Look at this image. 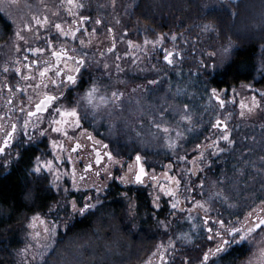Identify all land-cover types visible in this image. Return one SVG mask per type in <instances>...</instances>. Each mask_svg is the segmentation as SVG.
<instances>
[{
  "label": "rangeland",
  "instance_id": "obj_1",
  "mask_svg": "<svg viewBox=\"0 0 264 264\" xmlns=\"http://www.w3.org/2000/svg\"><path fill=\"white\" fill-rule=\"evenodd\" d=\"M134 3V0H0V14L11 25L9 35L0 41L1 106L11 97L8 86L14 88L12 91L24 108L48 90L40 84V69L36 71L34 81L26 79L30 72L25 68L24 56H34L59 39L69 49L76 48L84 55V68L95 72L92 73L94 77L79 89L80 122L83 117L87 121L89 118L96 120L93 123L97 126L104 118L112 116L124 120V114L128 116L132 113H139L144 119L152 118L144 120L139 136L127 132V145L121 148L123 151L118 148V151L113 150V159L105 157L92 171L81 164V150L70 149L74 139L88 144L87 134L91 133L80 125L78 134L72 135L75 117H61L54 108L45 118L46 127H39L40 117L34 121L37 129L33 134L24 131L22 146H33L36 150L28 172L32 177L45 179L55 197L43 211H34L23 218L21 245L12 251L13 263L45 262L60 233L66 230L73 218L82 215L78 209L86 203L95 207L99 205L108 184L118 181L121 186L127 187L122 195L127 202L129 217L134 216L136 208L134 194L127 193L130 186L146 191L154 211L166 207L165 217L154 220L157 239L139 264H171L186 256L182 243L191 247L194 241L199 242L204 236L207 238V242H202L206 245L205 250L201 258L192 264H220L219 257L233 246L243 244L248 253L239 260V264H264V226L255 229L243 241L236 236L239 242L230 243L226 251L210 256L208 261L203 259L205 252L214 250L220 243L221 238L215 236L217 231L224 239H231L236 234L230 229L244 223L239 228L244 234L247 228L258 223L259 218H264V144L249 145L241 169L243 177L251 174V179L244 180V184L253 188L252 194L259 196L261 201L249 206L254 196L242 200L240 209L247 207V210L237 220L224 221L220 216L223 208L220 207L229 209L231 214L236 212L239 182L233 179L231 190H225L229 192L225 194L217 191L218 182L215 176L209 174L213 159L235 152L240 158L237 151L242 147L239 142L241 134H248L253 140L255 132H264V89L250 82H240L229 88L213 87L204 94L189 73L192 66L197 69L200 66L203 73H213L228 59L234 46L248 40L258 44V62L264 65V0H191V4L188 0H146L143 9L139 10H144L148 18L143 16L146 20L139 21L140 16H135L131 21L129 12ZM222 3L223 7L220 6ZM172 5L176 13L174 18L169 17L170 10L167 9ZM215 6L217 11L214 14L211 12ZM92 12L90 22H80L81 15ZM98 18H101V23H98ZM193 27L198 30L193 31ZM210 35H215L212 43L208 39ZM225 49L228 51L225 52ZM170 51H174L172 63L163 59ZM180 67H189L187 80H180L178 76L174 81H166L165 90H160L163 74L170 76L171 71ZM131 72L137 74L141 81L155 76L159 82L154 87H147L146 95H140L150 99L140 101L139 98L138 104L131 105V100L127 98L122 109L117 110L115 104L121 105L123 101L113 103L111 91L121 85L123 87L127 81L124 77ZM93 88L95 91L89 97L88 93ZM212 89H216L225 101L223 107L212 98ZM139 92L145 93V90L139 88ZM58 103L57 108L71 110ZM2 113H8L9 118L8 107L1 108L0 116ZM216 119L224 120L227 128H220L221 123L214 127ZM55 120L66 123L58 125ZM200 126L207 127L202 138L199 137L202 132ZM55 127H61L62 131H53ZM111 134L108 137L115 133ZM225 134L228 140L222 139ZM170 144L173 146L170 147ZM255 148L261 151V158L257 159ZM18 153V149L7 150L0 159V172L9 170L19 158ZM137 155L141 157L147 173L143 183L134 180ZM36 157H40L42 164L51 161V170L42 168L41 172L33 173L31 170L36 166ZM130 165L132 172H129ZM254 173L260 181L258 191L254 188ZM153 176L155 179H152ZM118 177H127L129 182H122ZM168 190L174 195L166 194ZM173 204H176L175 208ZM33 217L36 219L33 220ZM219 220L223 221V225ZM209 236L214 238L209 240ZM185 261L189 263L188 258Z\"/></svg>",
  "mask_w": 264,
  "mask_h": 264
},
{
  "label": "trees",
  "instance_id": "obj_2",
  "mask_svg": "<svg viewBox=\"0 0 264 264\" xmlns=\"http://www.w3.org/2000/svg\"><path fill=\"white\" fill-rule=\"evenodd\" d=\"M189 2L191 4V0H188V4ZM220 6L223 7V3ZM199 7L201 9V6ZM167 9L170 10L169 17L174 18L176 13L173 9L175 7L172 5ZM216 11L217 6L212 7L211 13L215 14ZM144 14L145 18L148 17L146 13ZM213 24H215L214 20ZM194 28L193 31L198 30ZM10 30V23L0 14V41L9 35ZM194 36L197 38L196 34ZM208 39L212 43V40L215 41V35L208 36ZM258 51V44L253 40H248L234 46L228 59L213 73H203L200 71L203 69L200 66L199 69L192 66L193 69L191 68L189 72L191 79H194L196 85L199 84L204 94H207L208 89L213 87L229 88L240 82H250L264 89V65L258 62ZM187 68L189 69V67L175 69L167 77L163 74L164 80L160 81V90H165L166 81H174L178 76L180 80H187ZM198 72L203 74H198ZM239 142L242 147L237 152L241 159L238 158L236 152L233 155L228 153L222 158H215L209 172L218 182V192L228 194L229 192L225 190H231V181L235 179L239 182L236 212L231 214L229 209L220 207L223 208L220 216L226 222H233L245 213L247 207L240 209L242 207L240 202L246 200L248 196L255 197L249 202V206L261 201L259 196L252 194L253 188L244 184V180L251 179V174L243 177L241 169L243 168V156L248 153L249 145L264 144V132L261 134L258 131L255 132L253 140L250 135L241 134ZM255 153L257 159L261 158L262 153L259 149L255 148ZM35 155V148L23 149L9 170L0 172V264H14L12 251L21 245V223L25 215L34 211H43L55 197L45 179L32 177L28 172ZM256 175V173L253 174V179L256 181L254 188L258 191L260 181ZM126 188L118 181L110 182L103 201L94 209L73 218L66 230L60 233L54 249L42 264H139L157 239L154 224L157 219L165 217L166 207L154 211L149 204L146 191L143 188L130 186L127 193L134 194L136 203L134 216L131 218L127 215V202L122 195ZM246 193L247 196H245ZM203 241L207 242L205 236L199 242L194 241L191 247L182 243L181 246L186 250L185 257L188 258L189 263L185 261V257H182L171 264H192L200 259L206 247ZM247 253L248 248L244 244L233 246L219 257L220 264H239V260Z\"/></svg>",
  "mask_w": 264,
  "mask_h": 264
},
{
  "label": "flooded vegetation",
  "instance_id": "obj_3",
  "mask_svg": "<svg viewBox=\"0 0 264 264\" xmlns=\"http://www.w3.org/2000/svg\"><path fill=\"white\" fill-rule=\"evenodd\" d=\"M135 3L130 7V16L129 19H132L136 16H140L138 19L140 20H146L143 18L144 16V10H139L140 8L143 9L144 1L143 0H134ZM92 13H85L80 16V22H90L92 20ZM148 18V17H147ZM156 19V17H154ZM98 23H101V18L97 19ZM127 21V18H126ZM155 22V21H154ZM131 23V22H130ZM174 54V51H172ZM54 53H58L59 55H54ZM30 54L24 56V64L25 68L30 72L26 75L27 80L34 81L36 76V71L40 69V84H44L48 90L43 92V94L38 98L37 101L33 102L29 105V107L24 108V105L22 102H19V99L16 94L12 90L14 88L9 87L8 89H11V97H9L8 102L4 105H0V109L8 107L10 116L8 118V113L5 115L4 113L0 116V148H3V151L0 152V159L2 156H4L7 152V150L13 148L18 149L19 155L20 152L23 149L26 148H34L33 146H22V143H24L25 135L24 131L27 130V133H32L37 129L36 123L34 121L38 120V118H42L39 124V127H46L47 126V120L45 119L49 113H52V110L54 108H57V102L59 101V105L65 104L68 109H75L78 117L80 116V110H79V89L80 86L84 87L85 84H87L88 80L93 78L94 76L92 73H95L94 70L91 68H84L85 64V57L84 55L80 54L79 51L76 48L69 49L67 46H65L61 40L56 39V41L49 47L48 45L45 46L40 52H38L36 55ZM165 56V55H164ZM173 56V55H172ZM179 57V54L177 55ZM172 58V57H171ZM76 68H79V71H75ZM44 73L43 76H41V73ZM69 75H73L76 77V83L71 84L68 82L67 77ZM127 79L126 82L123 83V87L121 85L120 88L114 89L111 91L110 99L113 103H115L117 100H122L121 105L115 104L114 108L117 110L122 109V105L125 104V100L129 98L131 100V105L138 104L139 98L140 101L142 99H150L149 96L146 95V88L147 87H154V85L157 83V78L155 76H152L150 79H147L145 81L139 80V76L135 73H128L127 77H124ZM14 79V78H13ZM56 81L55 84L52 83V81ZM16 83H19L18 80H16ZM129 81V82H128ZM124 85H126L124 87ZM20 85H17V90H19ZM139 88H143L145 90L144 92H139ZM47 93L48 95H55L59 97L57 101H54L51 106H49V109L42 113H37L36 116L29 117L28 112L35 110V104L39 102L40 99L43 98L44 94ZM141 94H144L140 97ZM15 99V101H14ZM224 101V100H223ZM225 102V101H224ZM219 103V102H218ZM220 104V103H219ZM221 106V104H220ZM224 106V104H223ZM221 106V107H223ZM139 113H132L127 116V114H124V120H117L116 118L107 117L104 118V120L95 126L93 121L96 120H90L87 121L84 117H79V126L86 128V130H89L91 133L87 134L88 138V144L85 142H81L78 139H74L72 141V145L70 146V149L72 151L81 150L83 158L81 159V164L85 166L86 169L92 171L95 166H99V164L103 161L105 157H107L106 153L111 152L113 150L124 149L126 147V136L127 132L130 135L139 136V128L141 126H144V120L150 118H142L139 116ZM116 116V115H115ZM158 116L160 114L158 113ZM74 119V118H73ZM76 119V118H75ZM152 120V118H150ZM28 121L27 125H25V121ZM215 122V121H214ZM96 123V122H95ZM16 126V132L13 134L12 139L9 141L7 145L4 144V140L7 138L6 133L10 132L12 130V125ZM222 124V123H221ZM79 126H74L73 129L71 128L72 135H77L79 132ZM206 127V126H205ZM200 128L202 129V132L200 133L199 137L202 138L204 134L206 133L207 128ZM227 127V125H226ZM198 129V128H197ZM94 132V135L92 134ZM110 133V134H107ZM111 133H115L114 136L108 137L112 135ZM89 136L92 137V139H89ZM95 136V137H94ZM96 138V139H95ZM199 139V138H198ZM96 141H99L100 143H96ZM80 145L77 147V145ZM104 145H107V148H104ZM122 148V149H121ZM97 152H99L100 156L103 157L101 159V162L99 164L96 163L97 160ZM136 160V157H135ZM141 164H143L142 161H140ZM14 164V162L12 163ZM11 164V165H12ZM91 164V168H88L87 166ZM137 164V163H136ZM144 169H145V165ZM144 178V177H143ZM261 209H259L260 211ZM222 220H219L221 222ZM244 224V223H243ZM243 224H240L236 229H239L243 226ZM209 228H207L208 230Z\"/></svg>",
  "mask_w": 264,
  "mask_h": 264
},
{
  "label": "snow or ice",
  "instance_id": "obj_4",
  "mask_svg": "<svg viewBox=\"0 0 264 264\" xmlns=\"http://www.w3.org/2000/svg\"><path fill=\"white\" fill-rule=\"evenodd\" d=\"M71 2V0H70ZM37 23H39V21H37ZM56 27L59 29L60 28V25H56ZM17 35H19L17 33ZM20 39H23V37H20ZM173 39H175V37H173ZM131 43V42H129ZM147 43V41H146ZM228 49H225V52H227ZM54 55H59L58 53H54ZM172 52H167L166 55L164 56V59L166 61H168V63H172V60H171V57H172ZM75 71H79V68H76ZM44 73L42 72L41 73V76H43ZM67 80L69 83L71 84H75L76 83V77L73 76V75H69L67 77ZM53 84L56 83V81H52ZM95 91V88H93L92 90H90V92L88 93L89 97H91L92 95V92ZM212 95L215 96L218 100H220V97L219 95L217 94V91L216 89H212ZM59 99V97L55 96V95H48L47 93L44 94L43 98L39 100L38 103L35 104V111H30L28 112V116L29 117H32V116H36L37 113H42V112H45L49 109V106H51L53 104L54 101H57ZM220 104L221 106H223L224 104V101L223 100H220ZM57 113L60 114L61 117H65V116H72V117H75V126H79V117H78V114L76 112L75 109H71L70 111L68 110H61L60 108H56L55 110ZM241 115H243V113H241ZM187 119V117H185ZM28 121L26 120L25 121V125H27ZM54 123L56 124H63V123H66V121L64 120H55ZM220 121H217V124L214 125V127H217L220 125ZM226 127V126H225ZM12 130L10 132H7L6 133V139L4 140V144L7 145L9 143V141L12 139L13 137V134L16 132V126L13 124L11 126ZM53 131L55 132H60L62 131V128L61 127H55L53 128ZM165 131H167V129H165ZM65 135H67V133H65ZM89 139H92L91 136H89ZM222 139L224 140H228L229 137L227 134H225ZM231 142V141H229ZM55 141H53V144L55 145ZM96 143H100L99 141H96ZM80 145L78 144L77 147H79ZM170 147H172L173 145H169ZM104 148H107V145H104ZM3 151V148H0V152ZM19 156V153L17 154ZM107 157L109 160H112L113 157H112V153L111 152H108L106 153ZM101 159H103L102 156H100L99 152H97V160H96V163L99 164L101 162ZM36 166L31 170L33 173H39L42 171V168H48L49 170H51V161H48L46 164H42L41 161H40V157H36ZM141 161V157L139 155H137L136 157V163L139 165V171H137L135 173V182L136 183H143V177L145 175H147V173L145 172L144 170V166L143 164L140 163ZM117 163H119V161H116ZM88 168H91V164H89L87 166ZM133 171V168L132 166L130 165L129 166V172H132ZM59 178V177H57ZM83 177H81L82 179ZM122 182H129L127 180V177H118ZM75 179V177H74ZM152 179H155V176L152 177ZM170 179H173L175 180L174 177H170ZM176 183H179V181H176ZM163 190V189H162ZM97 191H99V189H97ZM166 194H169V195H174V193L171 191V190H168ZM157 200L159 199V197L156 198ZM155 203V201H154ZM157 207H159V205L157 204L156 205ZM174 208L176 207V204H173L172 205ZM95 207V205L93 204H85L82 208H79L78 211L83 214L87 209L89 208H93ZM73 208L74 210H76V205H75V202H73ZM251 215V214H250ZM36 217H33V220H35ZM221 225H223V221L220 222ZM262 226H264V218H259V221L258 223H256L253 227H249L246 229V231L244 232V234H241V230L240 229H236V228H232L230 229L229 231L231 233H235L236 235L232 236L231 239H224L223 238V235L221 232L217 231L215 233V236L216 237H220L221 238V241L220 243L217 245V247L215 248V250H212V249H209L208 252H205L204 253V261H208L210 256H215L221 252H224L226 251V247L230 244V243H237L239 241H243L247 238V235L252 233L255 229H258V228H261ZM47 231V229H46ZM209 231L211 232V229H209ZM236 236H239V241L236 239ZM214 237L213 236H209L208 239L209 240H212Z\"/></svg>",
  "mask_w": 264,
  "mask_h": 264
},
{
  "label": "water",
  "instance_id": "obj_5",
  "mask_svg": "<svg viewBox=\"0 0 264 264\" xmlns=\"http://www.w3.org/2000/svg\"><path fill=\"white\" fill-rule=\"evenodd\" d=\"M170 52H172V51H170ZM173 53V52H172ZM166 55V54H165ZM163 59H164V57H163ZM165 60V59H164ZM166 61V60H165ZM166 62H168V61H166ZM212 93V92H211ZM212 98L215 100V101H217V102H219L220 103V100H223L222 98H220V100H218L215 96H213L212 95ZM35 111V110H34ZM217 121H220L221 123H222V125L220 126V128H222L223 130L224 129H226L227 127H225L226 126V123L224 122V120H222V119H216L215 120V122H214V124L216 125L217 124ZM137 157V156H136ZM141 163V162H140ZM145 170V169H144ZM137 171H139V165L138 164H136V172ZM146 172V171H145ZM134 180H135V176H134ZM215 250V249H214Z\"/></svg>",
  "mask_w": 264,
  "mask_h": 264
},
{
  "label": "bare ground",
  "instance_id": "obj_6",
  "mask_svg": "<svg viewBox=\"0 0 264 264\" xmlns=\"http://www.w3.org/2000/svg\"><path fill=\"white\" fill-rule=\"evenodd\" d=\"M10 239V238H9Z\"/></svg>",
  "mask_w": 264,
  "mask_h": 264
}]
</instances>
